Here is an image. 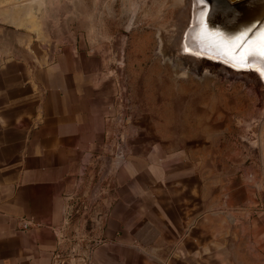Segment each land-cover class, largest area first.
<instances>
[{
  "label": "crops",
  "instance_id": "obj_1",
  "mask_svg": "<svg viewBox=\"0 0 264 264\" xmlns=\"http://www.w3.org/2000/svg\"><path fill=\"white\" fill-rule=\"evenodd\" d=\"M4 36L0 27V264H54L69 201L95 157L111 179L77 248L88 264H264L257 180L207 183L194 121L171 136L168 113L131 99L117 149V86L101 48L53 55L45 43L21 48L18 30Z\"/></svg>",
  "mask_w": 264,
  "mask_h": 264
},
{
  "label": "rangeland",
  "instance_id": "obj_2",
  "mask_svg": "<svg viewBox=\"0 0 264 264\" xmlns=\"http://www.w3.org/2000/svg\"><path fill=\"white\" fill-rule=\"evenodd\" d=\"M124 1L0 0V27L5 41L11 38L6 32L18 30L21 48L45 43L53 55L67 46L87 52L101 48L117 86L112 134L116 148L122 146V128L133 121L129 118L135 104H147L151 115L168 113L171 136L190 133L194 121L193 147L197 153L207 152V183L222 176L235 189L242 175L254 176L257 210L264 211V78L249 66L237 70L219 61L193 59L196 54L183 43L180 51L167 46L170 57L180 63L174 68L160 37L175 23L176 0ZM11 14L19 16V22ZM154 105L160 107L152 109ZM109 179L103 160L86 170L69 201L65 247L54 264H88L77 248L90 231Z\"/></svg>",
  "mask_w": 264,
  "mask_h": 264
},
{
  "label": "bare ground",
  "instance_id": "obj_3",
  "mask_svg": "<svg viewBox=\"0 0 264 264\" xmlns=\"http://www.w3.org/2000/svg\"><path fill=\"white\" fill-rule=\"evenodd\" d=\"M121 1L126 4L125 1ZM200 1L176 0L174 9L177 18L175 23L171 24L164 33L162 31L163 34L161 33L160 39L166 47H164L163 53L168 54L167 58L172 66L178 68L180 63L178 59L170 57L169 54L172 50H169L167 46L177 48L180 51V45L183 43L185 49L196 54V58L192 57L193 59L203 57L206 58L205 61H219L221 64L237 70L249 66L264 78V57L258 54L255 56L249 55L242 64L238 63L243 53L258 50L261 40L264 38V30L253 35L249 34L251 31L249 28L253 27L259 6L264 3V0H207V16L211 22L209 31L213 30L215 34L222 38L223 42L219 43L211 42L209 39L206 41L201 36L202 29H200L198 20L203 7L200 6ZM214 23H217L219 27H216ZM247 30L249 31L247 32ZM236 36L238 39H245L242 43H246V45H241L242 48L237 50L240 52L233 51L237 41L231 39ZM181 69L186 68L182 66ZM255 93L258 95L257 92Z\"/></svg>",
  "mask_w": 264,
  "mask_h": 264
},
{
  "label": "water",
  "instance_id": "obj_4",
  "mask_svg": "<svg viewBox=\"0 0 264 264\" xmlns=\"http://www.w3.org/2000/svg\"><path fill=\"white\" fill-rule=\"evenodd\" d=\"M199 4H200V6L203 7V10H204V11L202 10V13H201L199 20H198L200 29H202V31H201V36H203L202 38L206 41H207V39H209L211 42H214V43L223 42L222 38L218 34H215L213 30L209 31L210 27H211V22H210V18L207 16V9H208L207 0H202V2L200 1ZM214 24L216 27H219V25L217 23H214ZM249 30H251L249 34H252V35L255 33H259L262 30H264V3L259 6L258 14L256 15L255 20L253 22V27L251 26V28H249ZM249 30H247V32ZM231 40L237 41V45L235 44L234 50H233L235 52H240L237 50L239 48H242L241 45L242 46L246 45V43H244V44L242 43V42H244L245 39L244 40L238 39L237 36L232 38ZM238 43H240V44H238ZM241 50H243V49H241ZM100 160H101V158L95 157L91 163V166L96 165ZM85 172H86V168L83 167L81 170V174H82L81 176L82 177L85 175Z\"/></svg>",
  "mask_w": 264,
  "mask_h": 264
},
{
  "label": "snow or ice",
  "instance_id": "obj_5",
  "mask_svg": "<svg viewBox=\"0 0 264 264\" xmlns=\"http://www.w3.org/2000/svg\"><path fill=\"white\" fill-rule=\"evenodd\" d=\"M201 2H202V0H201ZM257 54L262 56V57H264V38H262L261 45H260L258 50H252L250 52L243 53L240 56V59H239L238 63L242 64L249 55L255 56Z\"/></svg>",
  "mask_w": 264,
  "mask_h": 264
}]
</instances>
